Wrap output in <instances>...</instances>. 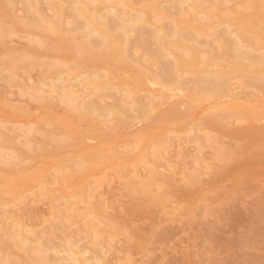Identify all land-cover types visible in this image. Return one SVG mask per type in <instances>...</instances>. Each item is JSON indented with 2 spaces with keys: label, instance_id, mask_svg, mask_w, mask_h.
Returning <instances> with one entry per match:
<instances>
[{
  "label": "rangeland",
  "instance_id": "obj_1",
  "mask_svg": "<svg viewBox=\"0 0 264 264\" xmlns=\"http://www.w3.org/2000/svg\"><path fill=\"white\" fill-rule=\"evenodd\" d=\"M135 1L147 5L160 0ZM246 1L250 3V7ZM200 2L203 7H209L215 13L211 16L212 18L210 17L211 19H208V24L212 26H217L225 19L232 20L244 15L255 14L251 16L254 26L264 27V15L260 18L256 17L264 11V0H245L247 6H244L245 3H241L244 2L243 0H200ZM20 12L19 10L18 13L20 14ZM21 26H16V29L12 27L13 33L7 32L8 35L3 34L1 35L3 37L0 36L2 38L0 40L1 68H6L9 63H15L17 58L24 57L26 53L29 61H33L31 70L26 69L25 71V69L20 68L14 77L13 75L10 76V73L5 69L6 72H2L3 78L0 79V132H6L12 138L11 144L2 143L3 147L0 146V191L6 189L9 184L15 185L14 192L22 191L23 187H27L24 190L23 197L11 203L12 205H7L10 214L6 217V221L8 225L14 228L10 227L12 230L24 227L23 231L25 233L27 231L30 238L40 237L45 245L57 241L55 245H59V249L62 247L64 237L65 239L70 237L72 239L69 240L74 241L77 236L76 239L80 238L79 242L82 243L80 247L85 250V255L91 259L89 260L90 264L96 262L92 260L94 257L99 258L98 264H110L111 262L112 264H264V253H262L264 252V244H262L264 241H262V245H258L260 248L258 246L257 249L248 248L249 251L244 250L241 245L243 237H252V235H255L254 232L260 230H252L257 225V220L259 221L261 218V220H264V214H258L255 210V205L264 202V130L261 131V129H264V85L260 81L245 80L242 83L240 80L234 79L235 81H231L232 84L229 88L231 87L230 89L233 91L231 93L233 95H230L235 101L241 102V104L248 103L250 106L257 104L255 107H263V111L258 110V115L250 119V122L242 118L246 114L243 111L241 112L242 115L229 117L230 120L228 117L227 120L226 118L222 119L224 120L222 124L226 123L225 121H232L236 128L254 123L253 125L257 129L247 135V137H250L249 139L238 140L230 136L227 137L228 135L223 134L217 128L211 129L209 127L210 131L208 133L202 130L204 124H201V122L208 119L204 116L209 111L204 107L208 108L210 103L217 102L216 100L219 101L222 97H217V99L214 97L208 99L209 101L204 99L205 101H203L200 97V99L196 97L199 95L194 97L195 94L190 93L182 94L183 97L185 96L184 98L181 94L178 97H168V99L165 97L166 102L163 100L164 97L159 99L155 96V99L152 98L151 102H155L156 104H152L159 107L157 108L154 105V112L152 110L151 114L150 112L147 114L141 112L135 118L127 116L122 119V122H119L120 124L123 123L122 125L119 123L117 125L114 122L109 124L110 120L98 118L95 121L96 118L92 120L91 116V118L81 116L82 113L76 108L75 104L82 98L80 96L82 93H79L77 100H75V97L74 101H68L58 96L57 93H46V91L40 93V91L32 90L31 87L35 85L38 77L41 78V74L46 71L44 65L35 63L37 58L31 57V51L37 53L40 60H50L56 65V70L55 68L53 70H65L67 79L79 72L94 71L99 69L100 66L99 68L90 67L87 55L83 54L81 50H77L78 48L73 47V45H69L67 50L61 52L54 48V45L51 46L50 35H36L31 30L28 31L29 29L25 30L27 27ZM19 27L22 28L20 30L22 31L21 36ZM257 27L256 29H258ZM39 37L43 39H39ZM11 58H15V61L12 62ZM75 63L77 67L73 65ZM113 68L115 72H119L118 69H115V66ZM4 74H8L6 77L10 80ZM22 74L25 77L27 75L26 79L25 77L22 78L23 81L20 78ZM19 79L21 82H18ZM130 81L128 82L131 83L132 81ZM23 82L28 83L25 85ZM64 82H66L65 85L69 84L67 83L68 80ZM251 82L253 83L251 84ZM153 87V85L150 88L149 84L145 85L143 93L147 91L155 92L156 87L158 89V86H155V89ZM125 88L129 90L130 86L125 85ZM174 92L179 91L175 90ZM141 93L140 95L144 97L148 94L142 93V95ZM129 95L125 98L127 101L133 96ZM165 95H171V92L167 91ZM190 98H196L198 102L200 100V106L196 102L199 107L196 105L195 109H189V111H186L182 106L179 110L180 114L176 113L170 120L166 118L168 117L166 116V109L170 107L169 105L172 102L179 100L182 105L186 99ZM140 99L147 101V98L140 97ZM182 111H184V114H181ZM223 115L227 116V114ZM207 116L209 115L207 114ZM234 120L235 122H233ZM108 124L110 127L107 126ZM5 125L10 126L13 130L6 131ZM1 141L2 138L0 137ZM245 141L247 147L242 149L239 145ZM91 146L101 147L111 157L103 162L99 158L98 160L91 159L93 162L90 160V165L93 164V166L91 165L90 169L84 170L80 167L77 169L75 162H73L78 161L75 160V157L81 156V152L83 153ZM217 147H221L223 152L227 153L229 150L234 151L232 158H226L227 155L221 158L222 160L217 158L214 153L217 151ZM17 150L21 151L22 154H17ZM136 151L138 157L143 156L137 158ZM127 154H131L130 157L134 160H127ZM159 155L162 158L156 160V156ZM195 155L202 156L200 158H203V162L200 160L198 163H194L192 158ZM150 162L155 163V176L159 177L163 173L161 175L168 177V179H165L164 187L161 184V189L165 190L167 188L169 192H174V195L170 201L151 203L148 208H139L136 215H134L135 213L131 215L128 210L122 207V205L128 204L129 196H127V190H125L122 180L117 175L118 169L121 168L122 173L129 176L133 170L144 176L148 173ZM221 166H229L230 170L218 175L221 176L219 178L216 176L215 183L213 182L214 172L212 171H217ZM38 167H41V170ZM36 168L42 177L38 185L27 178V174ZM65 168H69L70 172H68L69 170L66 171ZM248 170V173H251L254 178H248L244 182L235 180L238 184L235 183L234 179H237L238 175H242L243 172L246 173ZM182 172L198 175L200 181L197 185L198 188H195L194 185L189 187V184L182 180ZM68 174L71 175L70 178H66ZM174 178L180 186V191L177 189L178 184H173L176 182ZM76 184L82 185L87 192H91V199L99 206L85 205L78 198H72V190ZM150 185H152L149 186L152 189L157 188L155 184ZM61 189H65L66 193L72 196H70L72 200L69 198L70 201L75 202L74 199L76 198V201L78 200L75 202L77 205H71L72 208H68V205H58L59 201L51 200V196L59 194L58 192ZM226 189L234 190L236 197L234 196L232 200L228 201L223 196ZM47 193L48 195H45ZM7 197L11 198V195ZM52 201L53 204L56 202L57 205H52ZM101 206H104V208H101ZM118 206H120V209ZM186 206L188 207L186 208ZM190 206L191 208H189ZM0 208V212H3V208ZM99 209L100 212L98 211L99 214H97L96 212ZM103 210L107 215L109 214L110 220L118 215L121 218L124 217L125 219H123L127 220L128 223V231H133L134 228L138 230L136 237L139 236L137 238L139 240H135L136 237L129 240L124 234H116L119 231V228L117 229L118 225L113 223L116 228L114 229L112 220L108 219L109 217L106 222L104 220L106 213L103 215ZM256 215H259V217ZM98 216L99 219H96ZM88 224L91 225H89V228H94V231L90 228L93 231H91L92 233L89 232L90 230L84 233L88 228ZM50 229L52 239L49 240L47 232L50 233ZM52 229L53 231L56 230L54 235ZM82 230L84 231L82 232ZM93 235L97 236L94 237ZM133 242L134 244L137 242L140 244L137 247L138 249ZM28 253L30 254L28 255ZM79 254L81 255L82 252ZM40 256V254L35 255V252H24L20 248L18 249L12 237L0 234V264H38L39 262L40 264H46V261L47 264H50V261H48L50 259H57L54 263L60 264V262H63L57 258L54 252L52 254V251H50V259Z\"/></svg>",
  "mask_w": 264,
  "mask_h": 264
},
{
  "label": "bare ground",
  "instance_id": "obj_2",
  "mask_svg": "<svg viewBox=\"0 0 264 264\" xmlns=\"http://www.w3.org/2000/svg\"><path fill=\"white\" fill-rule=\"evenodd\" d=\"M130 1L128 0H0V36L3 34L8 35L7 32L13 33L14 30L12 29V27L15 28L16 26L23 25L25 28L27 27L25 30L29 29L28 31L31 30V32H34L36 35L37 34L48 35V36L50 35L51 46L54 45L53 47L56 48L57 50L64 52L65 50H67L69 45H73V47L78 48L77 50H81L83 54L87 55L90 67L94 66L99 68L100 66L99 69H95L94 71L79 72L73 75L71 78L67 79L65 70L55 71L56 65L50 62V60H40L38 58V54L31 51L32 53L31 57L37 58V62L35 61V63L44 65L46 71V72L43 71L45 73L41 74L42 76L41 78L38 77V80L35 82V85L31 87L32 90H36L37 92L40 91V93L45 91L46 93L48 92H53V94L57 93V95L59 94L58 96L68 101H74L75 97H76L75 100H77L79 93H82V95H80L82 96V98L78 100L75 105L76 108L82 113L79 114H81V116H84L85 118L87 116L89 117L91 116L92 118L91 117L90 118L92 120L96 118L95 121L98 118L101 120H110L111 122L109 121V124L114 122L115 124L119 125L120 124L119 122H122V119L123 118L125 119V117L127 116H132L133 118H135L138 117L139 113L141 114V112H144L146 114L150 112L151 114L152 113L151 110L152 111L155 110L154 105L156 103L151 102L152 98L155 99L154 98L155 96L156 98L158 97L159 99L161 97L164 98L166 97L168 99V97L170 98L174 96L178 97L179 94H181V96L183 97L182 94L185 95L186 93H190V94H195L194 97L196 95H199L196 97H198V99L200 98L203 99V101H205L204 99H207L206 101H209L208 99L214 97H216V99L217 97H222L220 99L225 98L226 100H220L218 98L219 101L216 100L217 102H214L212 99L214 103L212 102L209 104V106L207 105L208 108L204 107L207 110H209L207 113L209 116H207V114L206 116H204L207 117L208 119L205 121L202 120L201 124H204L202 130L208 133L210 131V128L211 129L217 128L221 130L223 134L228 135L227 137L230 136L233 137V139L236 138L238 140H244L246 138L249 139L250 137H247V135L255 131V129H257L253 125L254 123L252 124L244 123L246 125L244 126L241 125L242 127L236 128V126L233 125L234 123H232V121H228V122L225 121L226 123L222 124V121H224L222 119L226 118L227 120V117L229 118L232 116H238V114L242 115L241 112L243 111V113L246 114L243 115L242 118L247 119L250 122V119L258 115L259 112L258 110H262L263 108L260 106L255 107L257 104H255V106L252 105L250 106V104L248 103H245L248 105L241 104V102L238 103L237 101H235L233 97H231V95H233L231 94L233 91L230 89L231 87L229 88V86H231L230 84H232L231 81L234 79L238 81L240 80L242 83L245 80L247 81L257 80L264 85V27L261 26L257 27L255 25L258 28L256 29L251 19V16H254L255 14L244 15L232 20L225 19L222 22L218 23L217 26L216 25L212 26L211 24H208V19L211 16L215 15V13L211 10V8L209 9V7L208 8L203 7L201 5L202 3L200 2V0H160L153 4H147V5L141 4L140 2H137L135 0L131 2ZM243 1L244 2L241 3L242 4L245 3L244 6H247L249 2L246 1L247 2L246 4L245 0ZM249 5L250 3L248 4V6ZM19 10L21 11L20 14L18 13ZM262 15H264V11H262V13H260L259 16L256 15V17L260 18L262 17ZM21 29L22 28H20L19 31ZM20 33L22 34V31H20L19 34ZM39 39H43V38L39 37ZM0 40H2V38H0ZM26 55L27 53L24 55V57L17 58L18 60L16 59L15 63L13 62L15 58L14 59L11 58L10 60L13 62V64L9 63V65L6 68H1L2 65L1 62L0 79L3 78L2 72L4 71L5 73L6 72L5 69L7 70L8 73H10V76L17 75V72L18 70H20V68L25 69V71L26 69L31 70L30 68L33 64V61L32 62L31 60L29 61V57H27L28 55L27 56ZM73 65H76V63ZM114 66L116 70L118 69L119 71L118 73L113 70ZM54 68L55 70H53ZM6 75L8 74H4L5 77ZM22 76L23 74L20 76L21 80L22 78L25 77ZM21 80L19 79L18 82H21ZM67 80H68L67 83L69 84L65 85L66 82L64 81ZM128 81H130L131 83H129ZM23 83L25 84V82ZM27 83L28 82H26L25 85H27ZM242 83L241 85H243ZM252 83L253 82H251V84ZM148 84H149V88L150 86L153 85L154 87L158 86V89L156 87L155 92L153 91L148 92L147 90H145L147 92L143 93L144 86ZM248 84L251 86L250 83ZM125 85L130 86L129 90L125 88ZM26 87L28 88V86ZM175 90L179 92L176 93L174 92ZM167 91H170L171 95H165V92L167 94ZM138 92L139 95L140 92H142L143 94L148 93L147 96L145 97L140 95V97H143L144 99L147 98V101H142L141 100L142 98L140 99ZM129 94L133 96L129 101H127L125 98ZM35 97L37 98V95ZM164 98H163L164 101L167 100L166 98L165 99ZM111 99L112 101H110ZM196 102H198L196 98L195 99L190 98L188 100L186 99L182 103V105L179 100L172 102L173 104L171 103L172 105L170 104L169 105L170 107L166 109L167 110L166 116H168L166 118L170 120V118L173 115L175 116L176 113L180 114L179 110L180 107L182 106L186 109V111H189V109H193L194 107L196 108L197 105ZM199 102L198 104L200 106L201 102L200 103ZM158 103L160 104L159 101ZM155 106L157 107V105ZM184 111H182L183 113L181 114H184ZM223 114H227V116H224ZM166 118L164 117V119ZM101 120L98 121L100 122ZM233 122H235V120ZM109 124L107 125L108 127H110ZM4 127L6 131L13 130L8 125H5ZM263 130L264 129H261L262 132ZM0 137L2 138V141L0 142L1 147H3L2 143L4 144L12 143V138L8 136L6 132L2 133L1 131ZM235 144L238 145V143L236 142ZM239 146H241L242 149L246 148L247 147L246 141ZM136 148L135 150H137ZM141 150L144 151L143 149ZM16 152L17 154H22L21 151L17 150ZM233 152L234 151L231 150H229L228 153L223 152V149H221V147H217V151H215L214 153L217 158L221 159L227 155L226 158L230 159V157L234 154ZM81 154H82L81 156H78L77 158L75 157V160L78 161H73V162H75L74 164H76V166L75 165L74 166L77 167V169L78 167H80L81 169L84 170L88 169L91 165L93 166V164L90 165L91 159L98 160L99 158L100 161L103 162L111 157L110 154H107L106 152L103 151L101 147H97V146H91L83 153L81 152ZM137 154L138 152L136 151V156ZM130 155L131 154H127L126 159L131 161L134 160L133 158L130 157ZM132 157L134 156L132 155ZM139 157L137 156V158ZM200 157L199 155H195L192 158L194 160V163H198L200 160H202L203 162V158ZM160 158L162 157L159 155L156 156L155 159L158 160ZM154 164L153 162H150L148 164L149 170H147L148 173L144 176L140 175L134 170L132 171V174L129 176L125 173H122L120 167H119L120 169H118L119 171L117 175L119 179L122 180L125 190H127L126 192L127 196H129V201H127L128 204L127 205L125 204L126 206L122 205V207L123 209L128 210L131 213V215L134 213H135L134 215H136L138 213L139 208H144V209L148 208V206L151 203H157L159 201L164 202L168 200L170 201L174 195V192L173 193L169 192L167 188H165V190L161 189V184L162 185L165 184L166 183L165 179H168V177L161 175L163 173H161L159 177L155 176L154 174L156 173H155ZM229 166H223V167L221 166L217 171H212L214 172L213 182H215L214 180L216 176L221 175L226 171L229 172L230 170L228 168ZM38 168L39 170H41V167ZM39 170L36 168L35 170H32L31 172H29V174H27L28 175L27 178L37 183V185L40 179L42 180ZM65 170L66 171L69 170L68 172H70L69 168L68 169L65 168ZM188 172L181 173L182 180L188 183L189 187L190 185L191 186L194 185L195 188H198L197 185L200 183V181L198 180V175H193L190 173L188 174ZM248 172L249 170L246 173L243 172L242 175H238V178L234 179V181L237 180V182L238 181L244 182L246 179L248 180V178L249 179L252 177L254 178V176ZM70 177L71 175L69 174L68 176H66V178H70ZM219 177L221 176H218V178ZM168 182L170 181L168 180ZM237 182L235 181V183ZM150 184H155L157 188L152 189L151 187H149L152 186ZM173 184H178V182L176 181ZM14 187H15L14 184H9L7 185L6 189L0 191V207L3 208L2 209L3 212H0L1 215L0 234L7 237H12L16 247L18 249L20 248L24 252H31V253L35 252V255L40 254L41 255L40 257H46L47 259H50V251H52V254L54 252L57 258L63 261L62 263L60 262V264H90L91 262L89 260L91 259L85 255V250H83L80 247L81 246L80 244L82 243L79 242L80 238L76 239L77 236L75 237V239L73 238L74 241H70L69 239H72L70 237L69 238L66 237V239L64 237L62 241L63 243L61 244L62 247L61 249H59L60 246L55 245L57 241L55 242L52 240L55 243L50 245H45L43 243V240L40 239V237L35 236V238H30L29 237L30 235L29 236L27 235L28 234L27 231L26 233L25 231H23L24 227L21 228L20 226L21 229L12 230L13 227L11 225H8L6 221V217L10 214L9 213L10 211H8L7 209V205H12L11 203L23 197V195L25 194L24 190L27 189V187H23L22 191L14 192L15 191ZM84 188L82 185L76 184L72 190L73 197L67 194L65 189H61L59 190L60 192H58L59 194L57 195L53 194L51 196V200L53 199L56 202L59 201L60 203H58V205H68V208H72L71 205H77V203H75L78 201V200L76 201V198H78L80 201H83L85 205L99 206L98 203L95 204V202H93V200L91 199L92 197L91 192H87ZM153 188L155 187L153 186ZM179 188L180 186L177 189ZM245 191L248 192L247 190ZM55 192L57 193V190ZM235 194L236 192L234 190L226 189L223 196L229 201L233 199ZM8 195H11V198H8L7 197ZM45 195H48V193ZM70 196L72 198L76 197L74 199L75 202L70 201V199L72 200ZM56 202H54L53 204L52 201L51 203L52 205L56 206L57 205ZM120 206H118L119 209ZM255 206H256L255 210L258 214L261 213L264 214V202H259L258 205ZM187 207L188 206H186V208ZM101 208H104V206L103 207L101 206ZM189 208H191V206ZM98 211L100 212V209L97 210L96 212L97 214H99ZM104 213L106 212H104L103 210V215H105ZM108 215L107 213L105 215L106 218L104 220L106 222H107V218L109 217ZM257 217H259V215ZM110 218L111 217H109L108 219L110 220ZM123 218L119 217V215L117 217L115 216L113 219H111L112 226L113 223L115 225L117 224L118 225L117 229L119 228L118 229L119 231L116 234H122V235L124 234V236H126L127 239L133 240L136 237L138 230H135L134 228L132 229L133 231L129 230L131 232L130 233L127 229V224H128L127 220H124L125 218L124 219ZM96 219H99V216L98 218L96 217ZM261 219L259 221L257 220L256 222L257 225L252 229L254 231H257V229L260 230L257 231L256 233L254 232L255 235L251 234L252 237L251 236L243 237V241L241 245L244 248V250L249 251L248 248L257 249L259 247L258 246L259 244L260 245L264 244L262 243V241H264V220ZM89 225L90 224L87 225L88 228ZM115 225L113 226L114 229H116ZM88 228L85 231L82 230V232L84 231V233H86L87 231L90 230L91 227L89 229ZM91 229L93 230L94 228ZM92 230H90L89 232H91ZM55 231H53L52 229L53 235ZM94 234H96V232H94ZM47 236L49 240L52 239V237H50L51 229H50V233L47 232ZM93 236L95 237L97 235H93ZM138 237H136L135 240ZM138 240L139 239H137V241ZM141 244L143 245V243ZM139 245L140 244L138 242L134 244L136 248L139 247ZM74 247L76 248L74 249ZM81 252L82 254L80 255L79 253ZM256 252L258 251L256 250ZM29 254L30 253H28V255ZM27 257L29 258V256ZM56 260L57 259H50L48 261H50V264H59V263H54L56 262ZM92 260H94V262L96 261L95 263L97 264L99 263V258L97 257H94ZM38 264H40V262ZM110 264H112V262Z\"/></svg>",
  "mask_w": 264,
  "mask_h": 264
}]
</instances>
